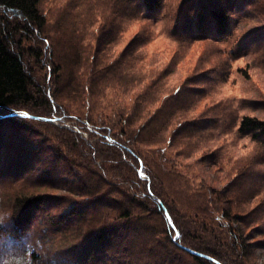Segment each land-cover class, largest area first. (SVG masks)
Returning <instances> with one entry per match:
<instances>
[{
  "label": "rangeland",
  "instance_id": "1",
  "mask_svg": "<svg viewBox=\"0 0 264 264\" xmlns=\"http://www.w3.org/2000/svg\"><path fill=\"white\" fill-rule=\"evenodd\" d=\"M38 1L45 33L20 39L45 51L48 70L53 63L62 67L54 92L59 105L54 103L69 114L59 112L51 123L0 120V264L28 249L30 238L43 244L41 264L52 258L51 264H94L89 239L106 221L68 217L77 205L87 208L70 189L95 179L92 169L101 172L100 164L118 173L123 186L133 170L122 164L116 146L104 142L123 137L124 125L129 136H138L137 152L160 178L183 244L226 264H264V138L239 129L245 116L264 121V0H164L151 13L139 0ZM222 6L230 15L223 31L209 15ZM31 60L36 81L53 94L57 77L48 81L45 63ZM21 109L51 111L45 103ZM91 152L99 157L94 163L86 156ZM132 183L133 177L128 189ZM112 196L123 205L106 224L124 228L130 245L99 254L111 259L105 264H201L171 242L163 217L147 202L144 207L124 193ZM20 197L44 202L15 242L20 233L13 207ZM127 208L133 218L125 227L119 216Z\"/></svg>",
  "mask_w": 264,
  "mask_h": 264
},
{
  "label": "trees",
  "instance_id": "2",
  "mask_svg": "<svg viewBox=\"0 0 264 264\" xmlns=\"http://www.w3.org/2000/svg\"><path fill=\"white\" fill-rule=\"evenodd\" d=\"M139 2L143 11L145 10L151 13L155 10H160L164 0H139ZM211 10L209 14L211 19L215 21L218 29L223 31L230 21L227 7L222 6ZM2 11L6 12L10 17L3 14ZM46 25L47 20L39 9L38 0H0V120H35L51 123V120L58 118L56 115H58L59 112L69 114L67 110H62L63 108L58 110L56 105L58 102L54 98V92L55 95H57L56 87L59 85L62 77V67L59 64L55 65L53 63V67H50V70H48L44 60L45 51L41 48L34 49L32 46L27 47L24 45L23 40L20 39V36H24L23 34H25V37L31 41L34 39L36 33L41 35L45 33ZM31 59H33V63L38 65L45 63L44 65L46 66H44V69L49 77L48 81H51L53 77H57V80L53 83V87L55 88L53 94L52 87H47L44 83L41 85L36 81L35 69L31 66ZM117 62L119 63V61ZM113 65H116V63ZM106 69L109 68L107 67ZM112 72L113 71L109 70L107 76ZM119 73L123 74L121 72ZM107 76L105 78H107ZM75 89L77 92V87H75ZM42 103H45V105L50 108V115H33L21 109L30 105H35L40 108ZM152 119H154V117L143 126V131L151 125ZM125 126L126 125L121 128L123 137L119 138L118 135L115 134L117 138L115 143L109 144L104 142L108 146H116L123 155L122 164L128 165L129 163L128 168L133 170L128 173L130 177H125L126 182L123 186L122 184L119 185L122 180L118 173L108 169L105 164H100V169H102L103 172L102 170L99 172L98 170L92 169L96 174L95 179H86V181L80 182L79 185H77L79 186L77 189H70L71 194L82 197L81 202H83L87 208H85V211L77 205L69 212L68 217L72 220H85L87 218L91 219L92 217L96 219L100 217L101 219L104 218L106 221L100 226L93 238L89 239L91 240L89 245L92 246V250L87 255L88 260L93 261L94 264L111 262L110 258L105 260L102 258L99 259V254H104L105 257H107V250L110 246L125 248L130 245L126 240L128 235L123 233L124 230H121L124 228H113L114 231L112 232L113 229L110 225L106 224L109 215L112 211L117 209V204L123 205L122 201L117 200L112 195L115 193H124L127 198H131L132 203L135 202V200H140L142 202L141 204L145 207V203L147 202V204L151 206L152 212L160 214L165 221L171 242L188 253L197 262L201 264H226L211 252H204L182 243L184 231L180 225L179 217L167 196L160 189L162 184L160 178L153 174L145 158L137 152L135 141L138 140V136H129V132L126 129L127 126ZM98 128L100 130L105 129L103 127ZM112 129L113 126H111V130ZM239 129L240 132L243 133H253L255 139L264 138V121L255 117L245 116L241 120ZM129 138H131V141ZM86 156L87 159H90L93 163L94 159L95 161L99 159L93 152ZM94 165L96 166V164ZM140 172L142 174L144 173L147 178H141ZM132 177L133 190L128 189L127 186V181L132 180ZM140 184H142L140 188H134V186ZM43 202L44 200L42 197H20L15 201L13 207V225L19 229L17 231L20 233L16 235L13 234L14 236L11 234L15 242L22 241L25 235L23 227L26 229V226L31 224L33 221L32 214L42 210ZM91 209H93V211H90ZM124 210H122L119 217L127 222L125 225L126 227L130 225L129 222H131L133 214L130 208ZM224 214L225 213L222 214L223 217ZM89 215L91 216L88 217ZM63 222L66 223L67 221L63 219L62 223ZM119 230L121 231L119 232ZM145 230L147 232L149 231L148 229ZM2 233L3 232H0V242L1 238L4 237ZM177 234L178 237L174 238ZM20 245V243H16V246ZM40 248H43V244L37 245L35 242H32L30 238V246L28 249L15 251L8 259H4L1 264H7L10 259H17L16 264H41L44 262L45 258L42 257V250H40ZM150 253L155 255L154 250H152V252L150 251ZM161 256L163 258V255ZM51 262L55 263L56 259L52 258Z\"/></svg>",
  "mask_w": 264,
  "mask_h": 264
}]
</instances>
